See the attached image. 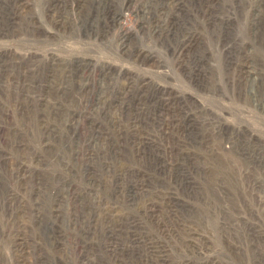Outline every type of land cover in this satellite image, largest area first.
Returning <instances> with one entry per match:
<instances>
[{
    "label": "rangeland",
    "instance_id": "1",
    "mask_svg": "<svg viewBox=\"0 0 264 264\" xmlns=\"http://www.w3.org/2000/svg\"><path fill=\"white\" fill-rule=\"evenodd\" d=\"M152 3L0 0V264H264V0Z\"/></svg>",
    "mask_w": 264,
    "mask_h": 264
},
{
    "label": "bare ground",
    "instance_id": "2",
    "mask_svg": "<svg viewBox=\"0 0 264 264\" xmlns=\"http://www.w3.org/2000/svg\"><path fill=\"white\" fill-rule=\"evenodd\" d=\"M153 1H154V0H148V3H149V4H148L147 6L144 5V6H145V7H144V13H148V15H150V14H149V12H150V10H151L150 7H152V5H153L152 2H153ZM156 1H158V0H156ZM163 2H165V1H163ZM166 3H167V2H166ZM172 3H174V2H172ZM177 5H178V3L176 4V7H177ZM141 15H142V14H141ZM141 17H142V16H141ZM146 17H147V16H146ZM114 21H115V20H114Z\"/></svg>",
    "mask_w": 264,
    "mask_h": 264
}]
</instances>
